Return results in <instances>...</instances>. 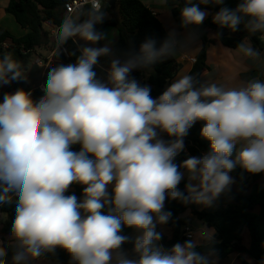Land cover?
Here are the masks:
<instances>
[{"label": "clouds", "instance_id": "clouds-1", "mask_svg": "<svg viewBox=\"0 0 264 264\" xmlns=\"http://www.w3.org/2000/svg\"><path fill=\"white\" fill-rule=\"evenodd\" d=\"M84 3L54 34L60 62L47 68L42 95L24 87L0 93V226L10 224L0 264H59L60 253L67 264H218L216 229L205 222L184 241L161 243L175 226L166 202L211 208L230 196L237 169L264 174V53L246 36L235 48L258 75L228 83L176 73L157 97L133 72L200 44L195 28L209 15L201 5L219 6L212 22L220 29L243 25L264 42V0L234 8L183 0L180 30L171 27L159 45L146 37L138 51L119 49L98 28L109 0ZM14 82L29 84L30 71L5 52L0 89ZM198 122L208 149L189 155L185 141ZM181 153L187 158L177 164Z\"/></svg>", "mask_w": 264, "mask_h": 264}, {"label": "trees", "instance_id": "trees-1", "mask_svg": "<svg viewBox=\"0 0 264 264\" xmlns=\"http://www.w3.org/2000/svg\"><path fill=\"white\" fill-rule=\"evenodd\" d=\"M69 0H10L6 13L12 15L17 24L27 30V33L21 37L15 36L10 30L1 26L0 24V55L5 52L13 54L14 58L22 62V64L30 70L36 51L44 49L47 54L55 48L54 37L51 32L44 29V24L48 23L53 27L60 25L62 19L66 15L64 5ZM237 0H225L223 6L234 8ZM171 9L172 16L177 24L180 22L179 9L183 6V0H169L167 5ZM42 7V8H41ZM201 8L205 11L216 13L219 6H203ZM108 17L102 25L98 28L104 30L107 27H115L118 31L119 37L116 46L119 49H127L130 46L135 50H139L140 44L146 37L155 38L161 42L167 33L165 25L145 3L141 0H118L115 9L107 8ZM227 29V28H226ZM195 30L199 33L200 40L203 47L196 56L195 62L190 74H198L201 78L203 72L209 69L207 63V45L216 44L217 40L210 39L208 31L213 30L217 32L218 26L212 22L211 18L206 19ZM248 37L254 47L264 53V42L259 39V34L249 35L244 29L243 25L240 30L231 33L228 36H222L219 42L224 46L236 49L237 44L244 38ZM69 48H75L72 42H69ZM36 59V58H35ZM68 58L64 59L67 60ZM101 64L105 61L101 59ZM181 65L176 58L168 59L164 62L157 63L152 66V71L145 72L135 71L133 75L144 83L151 85L152 96H159L168 84L171 83L174 75L179 72ZM99 72L100 69L97 68ZM260 70H253L247 73H242L240 78L247 79L259 74ZM19 87L31 88L30 84L12 83L6 89H0V93L15 91ZM32 89V88H31ZM42 95L39 88L33 89L34 98L38 99ZM201 123H196L189 131L186 138V152L189 155H199L203 151H207V142L200 138ZM186 154L181 153L176 158V163H181L186 159ZM241 169H237L232 173L236 182L241 186L240 190L232 188V192L228 197H221L215 204V209L197 210L196 205L184 206L178 201L166 202V210L173 214V221L180 220L181 230L170 223L168 226L174 231L172 239L164 237L161 243L170 247L178 241H184L188 237L185 235V227L187 221L180 219L179 216L187 210H191L192 214L200 222L207 223L208 226L216 229L217 240L220 242L215 245L219 260L227 258L231 254L247 255L250 259L261 264L264 260V186L258 184V181L264 177V174H248L243 173L241 176ZM179 187L184 188V182ZM74 191L80 195V187H75ZM259 208V212H257ZM6 219L10 218V209L2 210ZM9 223H4L0 226V232L3 235L9 234ZM245 229H248L251 236V243L246 247L242 243V234ZM125 234L132 235L131 229H124ZM180 232L183 233L180 236ZM59 263L67 264L68 257L64 253L59 255ZM240 259L244 264H248L243 257Z\"/></svg>", "mask_w": 264, "mask_h": 264}, {"label": "crops", "instance_id": "crops-1", "mask_svg": "<svg viewBox=\"0 0 264 264\" xmlns=\"http://www.w3.org/2000/svg\"><path fill=\"white\" fill-rule=\"evenodd\" d=\"M143 3H145L155 14L158 15L159 19L162 21V23L165 25L166 30L168 31L167 25L171 24V27H177L178 30H180L172 16L171 9L168 6H162L158 0H141ZM10 0H0V22L3 17H5L4 14H6V8L9 5ZM209 12V15L206 17V19L211 18L214 15V13ZM205 19V20H206ZM204 20V21H205ZM44 29L51 32V34L54 33V28L48 23L44 24ZM105 31L109 32V39L114 40L117 42L119 34L115 27H107ZM182 31V30H181ZM27 33V30L22 29L20 35H15L17 37H21L24 34ZM216 32L213 30L208 31V36L210 39H213V35ZM216 40V39H214ZM251 42V41H250ZM203 47V43L200 40V44L196 45L195 47L191 48L190 50H187L181 54H179V57H175L178 63L181 65L180 70L178 73H189L190 70L193 67L194 60L196 59V56L199 54ZM37 57L43 56L46 57L47 53L44 51V49H38L36 51ZM207 63L209 65V69L205 70L201 76V79L203 80H214L217 82L223 81L228 83H234L239 80H242L240 78V75L242 73H247L249 71L253 70H260L256 66L253 65L252 61L242 56L241 53H239L236 49H231L223 44H221L219 41L216 42V44H212L207 48ZM43 71L40 67L36 66V69L31 71L30 70V80L34 81V85L30 86L32 89L39 88L40 84L43 82L42 77ZM8 88V86H5L3 89ZM258 184L261 186H264V177H262ZM235 190H240L241 186L236 182L233 187ZM197 210L202 211L204 209H210L214 210L215 205L211 208H204L202 206L196 205ZM259 212V208L256 210ZM190 213V214H189ZM180 219H185L187 221V227L190 229H194L197 222H200L196 219V217L192 214V211L189 209L185 211L183 214L179 216ZM168 229H170V232H166L164 237L167 239H172L174 235V231L171 227L167 226ZM159 230V229H158ZM187 236V234H186ZM0 237H7V235H3L0 232ZM217 239V234H216ZM242 243L246 247L250 246L251 243V236L248 231V229H245L242 234ZM240 257H243V259L248 264H257L256 261L250 259L247 255H241L238 253L231 254L227 258L223 260L218 259V264H244V262L240 259ZM61 264V263H59Z\"/></svg>", "mask_w": 264, "mask_h": 264}, {"label": "built area", "instance_id": "built-area-1", "mask_svg": "<svg viewBox=\"0 0 264 264\" xmlns=\"http://www.w3.org/2000/svg\"><path fill=\"white\" fill-rule=\"evenodd\" d=\"M80 6V9L82 10L84 7H86L85 3H84V0H69L67 3H65L64 5V9H65V13L66 14H69L72 10L76 9L77 6ZM54 28V33L52 34V36L54 37V34L55 32L57 31V27H53ZM68 58L67 56L65 55H62L60 57V59L64 60ZM60 60H58L57 58V50H56V45H55V48L53 50H51L46 57H42V56H38L34 61H33V65L37 66V67H40L43 71V74H42V77L43 79H46V71H47V68L49 66H53L55 65L56 63H59ZM195 62V60H194ZM43 83V82H42ZM41 83V84H42ZM40 89V87H39ZM191 230L190 228L188 227H185L184 231H185V235L186 233Z\"/></svg>", "mask_w": 264, "mask_h": 264}, {"label": "rangeland", "instance_id": "rangeland-1", "mask_svg": "<svg viewBox=\"0 0 264 264\" xmlns=\"http://www.w3.org/2000/svg\"><path fill=\"white\" fill-rule=\"evenodd\" d=\"M4 15H5V17H3L2 20H1V22H0L1 26L7 28L8 30H10L15 35H20L22 28L17 24L15 18L12 15L7 14V13L4 14ZM167 27H168V29H170L171 28V24L167 25ZM176 57H179V55H177ZM35 58H37V54L35 55L34 60H35ZM33 64L34 63L32 62V65H31V68H30L31 71H33V70L36 69V66L33 65ZM30 81H31L30 84L31 85H34V81L33 80H30ZM44 81H45V79H43V82Z\"/></svg>", "mask_w": 264, "mask_h": 264}, {"label": "water", "instance_id": "water-1", "mask_svg": "<svg viewBox=\"0 0 264 264\" xmlns=\"http://www.w3.org/2000/svg\"><path fill=\"white\" fill-rule=\"evenodd\" d=\"M117 2H118V0H109V6L111 7V9H115L116 8V6H117ZM42 8V7H41ZM222 32L223 33V36H228L229 34H231L230 33V31L228 30V29H226V28H224V29H220L219 27H218V30H217V32ZM207 47H209V45H207ZM175 223L177 224V227H178V229L179 230H181V223H180V220L179 219H176L175 220ZM183 235V233L182 232H180V236H182Z\"/></svg>", "mask_w": 264, "mask_h": 264}]
</instances>
